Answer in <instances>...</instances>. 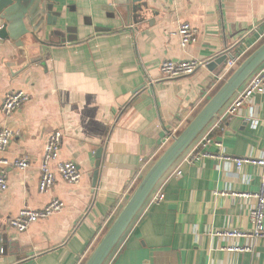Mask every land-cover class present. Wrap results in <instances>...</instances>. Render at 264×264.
<instances>
[{
  "label": "crops",
  "instance_id": "obj_1",
  "mask_svg": "<svg viewBox=\"0 0 264 264\" xmlns=\"http://www.w3.org/2000/svg\"><path fill=\"white\" fill-rule=\"evenodd\" d=\"M53 2L57 23L41 42L21 49L0 40V128L17 133L0 160L30 161L24 171L8 168V190L0 192V264H85L169 146L165 138L179 135L223 84L215 82L226 62L176 79L162 78L161 64L210 62L230 50L249 56L264 34V0H141L147 13L138 22L117 0ZM183 23L198 32L187 48L177 36ZM17 91L29 99L6 119L3 100ZM56 131L63 134L58 160L76 163L82 179L58 178L41 194L44 148ZM212 136L222 151L213 145L199 163L179 160L155 188L165 200L145 204L105 264H264V238L223 235L252 234L264 168L238 170L221 155L264 160V94ZM177 169L182 176L171 177ZM55 198L65 204L61 212L23 233L9 227L24 208L40 210ZM238 247L248 250L230 252Z\"/></svg>",
  "mask_w": 264,
  "mask_h": 264
},
{
  "label": "built area",
  "instance_id": "obj_2",
  "mask_svg": "<svg viewBox=\"0 0 264 264\" xmlns=\"http://www.w3.org/2000/svg\"><path fill=\"white\" fill-rule=\"evenodd\" d=\"M177 36L180 39L182 48H187L191 44L197 43L198 32L188 23H183L178 29ZM264 39V34L260 35V40ZM246 52L233 53L227 51V61L216 78L215 84L224 83L227 77L234 71L245 59ZM209 62H202L196 59H188L184 61L166 60L160 66V73L164 79H176L195 74L200 68H205ZM257 94H264V64L255 71L244 86L236 93L232 100L226 105L221 113L214 120H217L214 125L212 121L205 131L200 135L194 144L181 157L185 164H196L211 156L208 149L215 145L222 151L221 141H217L212 132L216 128L225 126L227 120L234 117L239 109L244 107ZM29 99V95L23 91L8 93L2 103L1 112L8 119L16 111H18ZM212 125V126H211ZM17 133L9 128H0V152H4L10 146L11 142L16 138ZM178 136V131H172L163 141V147L170 145L174 137ZM63 134L59 131L52 133L45 145L42 157L40 180L38 183V191L41 194L48 193L55 185L58 178L70 184H78L82 179V172L79 166L71 161L61 162L58 160V153L61 149ZM223 160L234 164L238 170H241L245 165L251 164L264 168V160H255L252 158H230L223 154ZM15 168L24 171L30 167L28 157L16 159L9 162L5 159L0 160V192L8 190V168ZM171 171V170H170ZM169 171V172H170ZM169 172L167 174H169ZM167 176V175H166ZM171 177L182 176L180 169L175 170ZM157 188V187H156ZM250 197L249 195H246ZM257 202L250 212L251 221L253 224L252 234H243L238 231H230L223 235L231 238L238 237H260L264 238V183L260 192L253 196ZM165 200V194L162 189L153 191L147 202L151 205L160 204ZM146 202V203H147ZM65 207L63 201L52 199L47 206L40 210L24 208L17 216L9 220V227L19 233L26 232L33 224L46 220L51 216L61 212ZM247 248H232L230 252H244Z\"/></svg>",
  "mask_w": 264,
  "mask_h": 264
},
{
  "label": "water",
  "instance_id": "obj_3",
  "mask_svg": "<svg viewBox=\"0 0 264 264\" xmlns=\"http://www.w3.org/2000/svg\"><path fill=\"white\" fill-rule=\"evenodd\" d=\"M116 3L120 12H126L133 21H142L147 13V7L141 0H117ZM56 6L53 0H0V40L10 41L21 49L34 41L41 42L49 27L57 23L59 14L54 12ZM226 61L227 52L212 59L206 68L214 72ZM263 64L264 42L243 60L185 129L174 137L142 178L85 264L106 263L159 182ZM103 152L104 149L100 148L96 158L101 159ZM97 168L95 174H99L100 165ZM97 186L98 181H94L93 187Z\"/></svg>",
  "mask_w": 264,
  "mask_h": 264
},
{
  "label": "rangeland",
  "instance_id": "obj_4",
  "mask_svg": "<svg viewBox=\"0 0 264 264\" xmlns=\"http://www.w3.org/2000/svg\"><path fill=\"white\" fill-rule=\"evenodd\" d=\"M263 42H264V39L260 42V44H262ZM260 44H258L257 47H259ZM247 55H248V54H247ZM247 55H246V56H247ZM246 56H245L244 58H246ZM233 72H234V71H232V73H233ZM232 73H231V74H232ZM231 74H230V75H231ZM230 75H229V76H230ZM229 76H228V77H229ZM228 77H227V78H228Z\"/></svg>",
  "mask_w": 264,
  "mask_h": 264
},
{
  "label": "trees",
  "instance_id": "obj_5",
  "mask_svg": "<svg viewBox=\"0 0 264 264\" xmlns=\"http://www.w3.org/2000/svg\"><path fill=\"white\" fill-rule=\"evenodd\" d=\"M254 51V50H253ZM250 55V54H249ZM247 57V56H246Z\"/></svg>",
  "mask_w": 264,
  "mask_h": 264
}]
</instances>
